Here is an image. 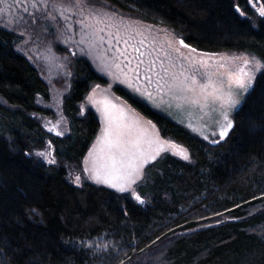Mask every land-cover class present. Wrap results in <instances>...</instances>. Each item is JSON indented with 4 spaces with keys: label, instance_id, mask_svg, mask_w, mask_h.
I'll return each instance as SVG.
<instances>
[{
    "label": "trees",
    "instance_id": "trees-1",
    "mask_svg": "<svg viewBox=\"0 0 264 264\" xmlns=\"http://www.w3.org/2000/svg\"><path fill=\"white\" fill-rule=\"evenodd\" d=\"M172 30L206 52H245L264 61V16L250 0H89ZM264 3V0H261ZM237 5H239L240 10ZM0 25V264H264V68L215 143L121 84L114 92L189 151L163 152L135 189L118 191L84 175L100 119L81 104L107 85L85 56L71 60L63 110L70 131L47 130L50 86ZM51 141L56 158L36 154Z\"/></svg>",
    "mask_w": 264,
    "mask_h": 264
},
{
    "label": "rangeland",
    "instance_id": "rangeland-1",
    "mask_svg": "<svg viewBox=\"0 0 264 264\" xmlns=\"http://www.w3.org/2000/svg\"><path fill=\"white\" fill-rule=\"evenodd\" d=\"M45 3L46 7L44 6ZM250 3L260 14L261 0H255V3L250 0ZM36 4L40 5V7H36ZM36 4H33L32 0H0V25L21 35V41L17 45L18 49L37 66L50 86V100H40L43 105L49 107L53 112L52 116L39 115L44 127L50 132L59 135L60 133L65 135L70 131L69 120L63 110V99L71 87L70 78H72V71L70 70V64L73 57H87L92 66L106 76L109 81L107 85H94L81 104L82 113L85 112L88 106H92L99 113L101 125L95 140L84 157V175L81 176L76 171L70 170V179L73 183L81 184L84 176L98 183H103L95 179L94 172L88 169L91 168L89 153H99L101 148L99 140L106 127V100L123 106L162 141L174 142L165 144L159 155L168 151L185 159V156L181 153L186 150V155L189 157V151L185 146L164 138L158 127L151 120L139 113L125 99L118 96L113 90L115 84L123 85L154 108L165 113L173 120L186 125L207 140L214 142L225 137L220 135V126L226 122L220 115L219 103L213 105L212 112H208L207 109L202 112L199 106L196 105L183 104L178 106L175 100L169 98L167 91L163 94L159 93L156 88V84L159 81L155 79V76L157 72L161 71L160 62L164 61V66L168 67L171 61L175 69L179 71L181 65L188 66L189 58H191V61H196L204 57L205 63L209 67L226 63L235 70L239 61H231L227 57L239 56L260 59L259 57L245 52H206L193 47H186L185 45L188 44H181V38L172 30L132 17L106 4L90 3L89 0H79V3H77V0H36ZM25 8L27 12H25ZM238 9L241 12V9ZM81 20L84 21V24L80 23ZM97 21L102 22L97 23ZM69 23L72 25L70 29L67 27ZM86 24H93L94 28L103 29V31L99 32V35L104 38L102 42L97 41L90 46L87 41L91 37L85 35L89 32V29L85 27ZM117 29H120L119 36H123L125 31L130 32L131 39L128 40V43L130 45L135 44L141 52H145L147 55L140 57L138 53L133 52L131 47H126L122 41H118L116 39L118 35ZM153 40L155 43H152ZM169 40L172 41L171 46L168 44ZM173 48L179 49V52L173 51ZM121 50H125L124 55H120ZM166 52L170 53V56L165 55L164 53ZM127 56L132 57L131 61L126 58ZM221 57H225V59L221 60ZM140 59H143L145 63L139 64V72L137 73L133 69ZM151 61H154V63H149ZM149 67L152 69L151 74L148 73ZM250 67L254 70L255 79L251 82V86L247 91L240 88L234 89V95L238 103L227 109L232 125L234 124L233 115L235 111L243 104L247 94L255 84L257 75L264 68L261 67L256 70L254 64L250 65ZM220 71H225V69ZM137 75L140 78L139 82L135 80ZM146 75H149L151 82L145 80ZM161 75L163 76L164 73L161 72ZM133 83H136L137 87L134 88L132 86ZM142 89L151 92L152 98L150 99L143 94ZM205 124L208 127H205ZM230 129H228V132ZM36 154L47 163H52L50 161L53 160L56 162L54 147L49 142L44 149L36 151ZM148 161H152V159ZM144 168L145 164L143 165V173ZM77 176L80 177L79 182L76 181ZM142 177L138 178L136 183ZM109 186L112 187L111 184ZM115 189L119 190L118 188Z\"/></svg>",
    "mask_w": 264,
    "mask_h": 264
},
{
    "label": "snow or ice",
    "instance_id": "snow-or-ice-1",
    "mask_svg": "<svg viewBox=\"0 0 264 264\" xmlns=\"http://www.w3.org/2000/svg\"><path fill=\"white\" fill-rule=\"evenodd\" d=\"M32 2L36 4V0H32ZM253 2L255 3V0ZM77 3H79V0H77ZM44 6H47L46 3ZM36 7H40V5L36 4ZM237 7L239 8V5ZM259 11L261 16H264V3L260 5ZM25 12H27L26 8ZM49 15L51 14L49 13ZM100 22L102 21H97V23ZM80 23L84 24V21L81 20ZM67 27L70 29L72 27L71 23ZM85 27L89 29V32L85 35L91 37L87 41L90 46L97 41H103L104 38L99 35V32L103 31V29L94 28L93 24H86ZM116 31L118 34L116 39L118 41H122L126 47H131L133 52L138 53L140 57L147 55V53L141 52L135 44L130 45L128 43V40L131 39L130 32L125 31L123 36H119L120 29ZM152 43H155V41L153 40ZM180 43L184 44L185 42L181 39ZM168 44L171 46L172 41L169 40ZM185 46L192 47L191 45ZM173 51L179 52V49L173 48ZM124 53L125 50L120 51V55H124ZM164 54L170 56V53L166 52ZM126 58L129 61L132 59L131 56H127ZM220 59L224 60L225 57H221ZM227 59L239 61L236 64L235 70L232 69L231 65L226 63L209 67L205 63L204 57H201L196 61H191V58H189L190 62L188 66L181 65L179 71L175 69L171 61L168 67H165L164 61H161V71L157 72L155 76V79L159 81L156 84L159 93L163 94L167 91L169 98L175 100L178 106H182L183 104L196 105L199 106L202 112L205 109L208 112H212L213 105L219 103L221 109L220 115L226 122L220 126L221 137L226 136L228 129L233 126L229 120L227 109L238 103L234 95V89L240 88L247 91L251 86V82L255 79V73L250 65L254 64L256 70L264 67V61L256 59L255 57L244 58L229 56ZM140 63H145V61L140 59L133 69L134 72H139ZM149 63H154V61ZM221 69H225V71H220ZM151 72L152 69L149 67L148 73L151 74ZM161 72L164 73L163 76ZM139 79L138 75L135 76L137 82H139ZM145 80L151 82L149 75L145 76ZM132 86L135 88L137 84L133 83ZM142 92L150 99L152 98L151 92H147L146 89H142ZM105 114L106 127L99 140L101 148L99 153H89L91 168L88 170L94 172V178L98 181L111 184L112 187L118 188L122 192L127 190L130 195L142 203L144 197L135 190L134 186L136 185L137 179L143 175V165L149 159L154 160L164 149L165 144H172L174 142L162 141L123 106L113 104L106 100ZM205 127H208V125L205 124ZM60 135H63V133H60ZM181 154L185 156V159L189 158L186 155V150ZM50 162L55 163L54 160ZM79 180L80 177L77 176L76 181L79 182Z\"/></svg>",
    "mask_w": 264,
    "mask_h": 264
},
{
    "label": "crops",
    "instance_id": "crops-1",
    "mask_svg": "<svg viewBox=\"0 0 264 264\" xmlns=\"http://www.w3.org/2000/svg\"><path fill=\"white\" fill-rule=\"evenodd\" d=\"M97 113H98V112H97ZM98 116H99V113H98ZM99 119H100V117H99ZM100 122H101V119H100ZM157 157H158V156H157ZM157 157H156V158H157ZM156 158H155V159H156ZM155 159H154V160H155ZM152 161H153V160H152ZM152 161H148L147 163H145V166H146L147 164H149L150 162H152ZM92 180H93V179H92ZM93 181H94V180H93ZM94 182H96V181H94ZM96 183H98V182H96ZM99 184H104V183H99ZM104 185L109 186V184H104ZM112 188H113V187H112ZM114 189H115V188H114ZM116 190H117V189H116ZM118 191H120V190H118Z\"/></svg>",
    "mask_w": 264,
    "mask_h": 264
}]
</instances>
